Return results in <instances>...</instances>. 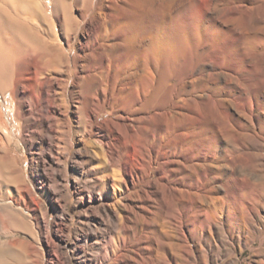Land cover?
<instances>
[{
  "label": "bare ground",
  "instance_id": "bare-ground-1",
  "mask_svg": "<svg viewBox=\"0 0 264 264\" xmlns=\"http://www.w3.org/2000/svg\"><path fill=\"white\" fill-rule=\"evenodd\" d=\"M66 1L61 3L67 6ZM89 1L94 0L83 4ZM107 3L92 22V41L107 62L106 77L115 79L110 96L122 111L140 118L100 123L96 114L86 123L96 130L107 164L117 168L114 186L121 184L123 194L138 202L124 204L131 215L120 226L122 239L143 245L124 253L120 242L107 256L113 264H209L222 254L236 261L237 250L250 248L255 263L264 264V0ZM4 12L1 5V19ZM4 35L0 23L2 48L8 43ZM29 42L23 30V45ZM1 55L5 50L0 60ZM131 60L133 69L122 68ZM182 75V91L174 95L171 82ZM166 96L173 101L164 105ZM50 113L47 100L43 120ZM152 172L158 180H150ZM140 185L142 191L136 190ZM152 186L169 211L166 220L160 221L159 209L148 208ZM131 189L134 195H127ZM132 214L136 222L130 225ZM172 226L181 227L176 239Z\"/></svg>",
  "mask_w": 264,
  "mask_h": 264
},
{
  "label": "rangeland",
  "instance_id": "rangeland-1",
  "mask_svg": "<svg viewBox=\"0 0 264 264\" xmlns=\"http://www.w3.org/2000/svg\"><path fill=\"white\" fill-rule=\"evenodd\" d=\"M108 1L85 5L84 0H67V6L61 0L0 1L6 8L0 23L8 42L0 46L5 50L0 60V264H113L107 253L115 244L126 246L124 253L143 248L142 242L122 239L120 226L131 215L124 204L137 207L138 202L123 194L121 184L114 186L117 168L107 164L96 130L86 123L96 114L100 123L122 116L138 122L140 118L122 111L120 102L110 96L115 79L106 77L107 62L92 41V22L105 12ZM23 30L30 40L26 45ZM134 67L131 60L122 68ZM183 78L171 82L177 86L174 95L182 91ZM199 86L201 90L203 85ZM47 100L51 119L43 120ZM169 101L173 100L166 96L163 104ZM150 175L152 181L159 179ZM175 175H169L170 182ZM148 191L152 192L148 208L159 209L160 221L166 220L169 211L161 205L155 186ZM134 193L131 189L127 195ZM145 216L152 219V214ZM131 218L130 225L133 214ZM156 225L149 226L158 231ZM180 230L172 226V237L176 239ZM252 246L257 248L258 241ZM237 253L236 261L222 254L209 264H256L250 248Z\"/></svg>",
  "mask_w": 264,
  "mask_h": 264
}]
</instances>
